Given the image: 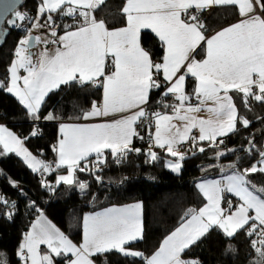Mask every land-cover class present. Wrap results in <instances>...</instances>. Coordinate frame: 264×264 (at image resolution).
Here are the masks:
<instances>
[{"label":"snow or ice","instance_id":"1","mask_svg":"<svg viewBox=\"0 0 264 264\" xmlns=\"http://www.w3.org/2000/svg\"><path fill=\"white\" fill-rule=\"evenodd\" d=\"M19 3L0 0V25L6 22L12 28L23 27L26 14L18 10ZM104 3L40 0L37 17L29 22L41 34L26 32L18 41L8 82L0 81V88L14 95L36 121L41 119L40 109L50 92L62 85L89 84L102 89V103L93 101L91 109L75 119L116 114L120 118L97 124H61L53 146L54 163L37 158L24 146V138L0 126V156L22 157L34 173L43 176L55 172L56 186L75 183L83 192L88 185L79 181L77 173L87 172L100 180L96 174L107 163L108 154L120 163L129 153H141L134 147L135 140L148 144L145 154L152 161L158 159L153 149L165 151L173 158L167 163L173 172H179L185 159L181 146L186 145L193 154L204 153L206 143L216 149L217 159L225 155L220 149L223 138L239 127L250 126L233 94L247 110L254 102L264 105V0H125L121 13L126 26L117 29H109L104 20L96 18V10ZM213 7H233L239 20L209 38L201 14ZM57 16L61 21L67 18V22L58 23ZM144 29L151 30L159 41V62L141 44ZM33 42L42 48L32 51ZM201 52L203 56L197 59ZM189 77L194 81L191 91L187 90ZM153 90H161L165 111L149 112L145 107ZM165 97L173 102L167 103ZM202 110L209 113L208 119L197 118L195 114ZM45 119L58 117L49 113ZM138 124L147 128V140L137 130ZM39 134L37 128L31 136ZM244 151L249 156L258 154L259 159L244 169L233 163L222 169L227 174L220 179L200 181L197 188L206 203L199 209H188L180 225L151 255L129 247L143 239L139 203L84 217L83 239L78 245L32 202L37 218L24 234L17 258L20 264H57V258L62 264H94V255L115 250L139 258L141 264H199L183 259V254L216 228L228 238L243 231L258 254L257 264H264V195L257 194H264V188L257 190L247 179L254 173L264 174V150L257 149L250 138ZM62 168L67 174L60 171ZM42 184L51 187L46 180ZM226 193L237 198L235 204L225 199ZM0 204L9 209L5 218L11 220L15 203L9 205L0 195ZM0 264H8L5 256L0 255Z\"/></svg>","mask_w":264,"mask_h":264},{"label":"trees","instance_id":"2","mask_svg":"<svg viewBox=\"0 0 264 264\" xmlns=\"http://www.w3.org/2000/svg\"><path fill=\"white\" fill-rule=\"evenodd\" d=\"M39 3L40 0H23L19 9H25L29 14L36 16ZM124 3L125 0L105 1L96 10V18L104 20L109 29L124 27L126 19L121 13ZM238 19V13L233 7H218L209 13L205 11L201 14L206 36ZM57 21H61L58 16ZM7 30L8 24L5 22L0 29V81L5 84L8 82V68L14 59V51L22 37L15 29L11 28L6 33ZM141 44L153 60L159 62L162 49L155 35L150 31H143ZM202 56L201 52L199 57ZM193 84L194 81L189 77L188 91H191ZM102 95L101 88L89 84L62 85L49 93L40 109L41 119L33 121L16 97L0 88V121L24 138V145L33 154L54 163L56 154L53 146L57 143L59 124L81 121L82 119L75 117L89 111L93 101L101 102ZM235 103L240 114L250 121V126L239 127L236 133L223 138L225 142L220 145V149L225 155L219 159L216 157V149L207 147L206 143L204 153L188 152L177 174L166 168V153L158 152V159L152 161L145 154L148 144L135 141L134 147L140 148L141 153H129L120 163L114 162L108 154L107 163L96 174L100 180L87 172L77 173L79 181L88 185L83 192L75 183H62L53 193L49 187L42 184V180L55 181L56 173L41 176L34 173L15 154L0 156V195L9 205L14 202L16 206L14 215L9 220L5 218V212L9 209L0 204V255L6 257L8 264H20L17 258L18 246L30 229L31 223L37 218V212L31 206L32 202L50 217L65 211L67 233L73 237L79 235L85 214L113 205L141 202L144 218L143 239L129 247L151 255L166 236L180 225L188 209H199L205 204L197 189L199 181L222 177L227 174L226 171L222 172V169H227L233 163L239 169H244L259 159L258 154L249 156L244 151L249 147L250 138L257 149L264 150V105L254 102L251 109L247 110L238 95ZM49 113L58 119L48 121L45 117ZM37 128L41 130L40 134L31 136ZM230 149L234 151H228ZM247 179L257 190L264 188V174L254 173ZM13 183L16 186H13ZM183 259L198 261L199 264H257L259 258L243 231L228 238L219 229L213 228L185 251ZM99 263L141 264L139 258L126 257L118 251L108 252L103 259H99ZM57 264H62L60 258H57Z\"/></svg>","mask_w":264,"mask_h":264},{"label":"crops","instance_id":"3","mask_svg":"<svg viewBox=\"0 0 264 264\" xmlns=\"http://www.w3.org/2000/svg\"><path fill=\"white\" fill-rule=\"evenodd\" d=\"M105 1H107V0H105ZM216 8H218V7H213V8H210V9H208L207 10V12L209 13V12H211L212 10H214V9H216ZM35 17H37V14H36V16ZM99 20V19H98ZM239 20V19H238ZM238 20L237 21H235V22H233V23H231V24H234V23H236V22H238ZM231 24H229V25H231ZM229 25H226L225 27H227V26H229ZM126 26V25H125ZM124 26V27H125ZM224 28V27H223ZM222 29V28H221ZM221 29H219V30H221ZM219 30H217V31H219ZM143 31H150L151 32V30H149V29H144V30H142L141 31V33L143 32ZM217 31H215V32H213L212 34H210L209 36H206V37H211L212 35H214ZM152 33V32H151ZM154 34V33H153ZM155 35V34H154ZM17 46H18V44H17ZM17 46H16V48H17ZM50 49L53 47L52 45H49L48 46ZM201 47H203V45L201 46ZM42 48V45H35L34 44V47L32 48V51H39L40 49ZM16 50V49H15ZM197 51L198 52H200V49H197ZM201 57H199V56H197V59H200ZM25 73H23V71H21V75H24ZM11 94V93H10ZM49 95V94H48ZM151 95V94H150ZM14 96V95H13ZM233 96H234V101H235V98H236V94H233ZM102 97H103V95H102ZM17 99V98H16ZM18 100V99H17ZM101 103H102V100H101ZM160 111H165V109H163V110H160ZM195 115H197V118H199V119H208L209 118V113H207V111L206 110H202L201 112H199L198 114H195ZM120 118V114H116V115H109V116H107V117H97V118H93V119H90V120H81V121H69V122H62V123H60L59 124V126L61 125V124H64V123H80V124H97V123H104V122H112V121H114V120H117V119H119ZM178 125H181L182 126V122H180V121H175ZM0 126H3V127H7L6 126V124H4L3 122H1L0 121ZM59 126H58V138H59ZM8 128V127H7ZM9 129V128H8ZM10 131H12L13 133H15L16 135H18L19 136V134L18 133H16V132H14L13 130H11V129H9ZM194 133H196V130L194 129L193 130V134ZM58 140V139H57ZM135 142V141H134ZM25 146V145H24ZM26 147V146H25ZM27 148V147H26ZM28 149V148H27ZM29 150V149H28ZM30 151V150H29ZM153 151H156L157 153L158 152H160V151H162V152H164V153H166L165 151H163V150H161V149H153ZM180 151H181V153H184L185 154V157L187 156V154H188V152H190V151H188L187 150V147H185V146H181V148H180ZM31 152V151H30ZM32 153V152H31ZM33 154V153H32ZM33 155H35V154H33ZM167 155V154H166ZM35 156H37V155H35ZM39 157V156H38ZM21 159H22V157H20ZM173 158L172 157H170V156H168L167 157V159H166V161H165V166H166V168L169 170V171H171V172H173L168 166H167V163H168V161L169 160H172ZM23 160V159H22ZM24 161V160H23ZM182 168V167H181ZM63 169V168H62ZM63 170H65L64 172H62L63 174L64 173H67V170L66 169H63ZM181 170V169H180ZM180 170H179V172H180ZM179 172H173V173H179ZM53 173H55V172H53ZM45 174V173H44ZM47 175H48V173H47ZM221 178V177H220ZM220 178H211V179H220ZM55 180H56V176H55ZM205 180H208V179H205ZM202 181V180H201ZM200 182V181H199ZM198 182V183H199ZM197 183V184H198ZM55 186H56V184H55ZM56 187H58V186H56ZM198 189V188H197ZM199 191V190H198ZM200 193V192H199ZM201 194V193H200ZM258 194V193H257ZM201 196H202V194H201ZM225 199L227 200V199H231L232 201H233V203L235 204L236 203V201H237V198L236 197H234V196H232V194H230V193H226L225 194ZM136 203H139V204H141L142 205V226H143V232H144V218H143V204L141 203V202H132V203H129V204H123V205H113V206H109V207H106V208H103V209H100V210H97V211H94V212H90V213H87V214H85L84 216H83V219H84V217H86L87 215H90V214H94V213H97V212H102V211H104L105 209H107V208H111V207H124V206H129V205H132V204H136ZM205 203H206V201H205ZM43 215L49 220V221H52V219L53 218H60L61 216H62V224L59 226V229L65 234V235H67L74 243H76V244H80L81 242H82V239H83V219H82V221H81V230H80V233H79V235H77V236H70L68 233H67V221H66V212L65 211H60V212H58L56 215H54V216H48L47 214H45V213H43ZM29 231V230H28ZM139 241V240H138ZM137 242V241H136ZM135 243V242H134ZM42 247V251H44V250H46L45 249V247L44 246H41ZM113 251H115V250H113ZM109 252H111V251H109ZM108 252H106V253H103V254H97V255H94L93 257H92V259H93V261H94V264H100L99 263V259H103V257L107 254Z\"/></svg>","mask_w":264,"mask_h":264},{"label":"built area","instance_id":"4","mask_svg":"<svg viewBox=\"0 0 264 264\" xmlns=\"http://www.w3.org/2000/svg\"><path fill=\"white\" fill-rule=\"evenodd\" d=\"M20 12L26 14V20L24 21L23 27L17 29V28H12L15 29L16 31L20 32L22 37L25 35L26 32H30V34L32 35H40L41 33L32 29L31 24L29 22V18H35V16L33 14H29L28 11H26L25 9H18ZM195 11V10H192ZM58 23H63V22H67V19L64 21H57ZM57 31L59 32V29H57ZM21 37V38H22ZM160 91L161 90H153L151 92V97L149 98V103L147 105H145V107L148 109L149 112L154 111V110H163V108H161V97H160ZM164 101H166L167 103L171 104L173 101L171 99V97H165ZM137 130L140 131L141 135H145V137H147L146 133H147V128L146 127H141L139 124L137 125ZM39 132H41V130H39ZM138 141L139 143H145L139 140H135ZM185 147H187L185 145ZM49 190L53 193L56 192L57 187L54 185H51V187H49Z\"/></svg>","mask_w":264,"mask_h":264},{"label":"rangeland","instance_id":"5","mask_svg":"<svg viewBox=\"0 0 264 264\" xmlns=\"http://www.w3.org/2000/svg\"><path fill=\"white\" fill-rule=\"evenodd\" d=\"M98 105L99 104H101V102H98L97 103ZM194 134H196V133H194ZM37 158H40V159H43V158H41V157H38L37 156ZM44 160V159H43ZM46 161V160H45ZM46 162H48V161H46ZM64 174H67V173H64ZM176 174V173H175ZM45 175H47V173H45ZM81 182H83V181H81ZM48 183L49 184H56V180L55 181H48ZM62 184V183H61ZM60 185V184H59ZM78 187V186H77ZM78 189H79V187H78ZM80 190V189H79ZM62 216L60 217V218H53L52 219V221H50L52 224H54L57 228H59V226L62 224Z\"/></svg>","mask_w":264,"mask_h":264},{"label":"water","instance_id":"6","mask_svg":"<svg viewBox=\"0 0 264 264\" xmlns=\"http://www.w3.org/2000/svg\"><path fill=\"white\" fill-rule=\"evenodd\" d=\"M22 1H23V0H20L19 7H20ZM19 7H18V9H19ZM8 18H11V16H9ZM3 24H4V23H3ZM3 24H2V25H3ZM2 25H0V29H1ZM11 28H12V27H10V26L8 25V30L6 31V33H8L9 30H10ZM32 36H35V35L32 34ZM33 45H34V42H33ZM42 155H43V154H42Z\"/></svg>","mask_w":264,"mask_h":264}]
</instances>
